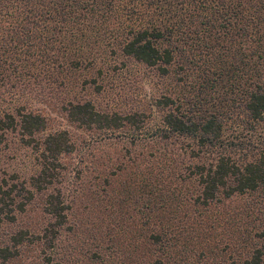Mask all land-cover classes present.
I'll list each match as a JSON object with an SVG mask.
<instances>
[{
    "label": "trees",
    "instance_id": "16d2710c",
    "mask_svg": "<svg viewBox=\"0 0 264 264\" xmlns=\"http://www.w3.org/2000/svg\"><path fill=\"white\" fill-rule=\"evenodd\" d=\"M107 48L162 78L177 75L176 83L182 77L175 64L199 72L200 92L226 110L198 112L191 98L183 103L174 94L155 100L160 123L145 140L146 152L128 168L119 163V185L115 178L102 182L106 196L119 197L93 206L105 225L104 239L96 237L94 221L86 224L92 243L79 252L66 249V237L77 241V201L93 192L88 187L76 193L72 180L80 173L69 161L78 150L84 159L93 146H84L87 139L128 136L135 147L145 113L123 115L97 110L91 101L70 102L61 111L66 122L88 133L79 141L66 129L47 131L40 114L2 112L0 144L15 134L37 153L39 170L28 181L0 183V264H117L113 248L122 251L123 264H166L176 226L194 227L199 244L220 226H254L242 231L241 253L230 264H264V152L237 158L235 144L223 138L233 103L246 125L264 123V0H0L2 87L35 79L38 68L93 63L95 52ZM173 141L187 148H175ZM37 197L40 221L19 222L31 217ZM235 203L239 207H231Z\"/></svg>",
    "mask_w": 264,
    "mask_h": 264
},
{
    "label": "rangeland",
    "instance_id": "374dc122",
    "mask_svg": "<svg viewBox=\"0 0 264 264\" xmlns=\"http://www.w3.org/2000/svg\"><path fill=\"white\" fill-rule=\"evenodd\" d=\"M94 59L93 63L83 64L79 68L61 70L54 68L47 69L45 72H42L43 68H38L33 72L35 79L21 80L14 86L15 89L11 88V84L15 82L0 86V114L2 112L14 114L17 109L40 114L46 120L47 131L66 129L79 141L87 139L88 133L66 122L61 111L62 106H67L70 102L91 101L97 110L123 115L135 111L145 113L144 121L147 123L135 147L130 145L128 136H121L120 140L87 139L88 143L82 141L84 146L86 147L90 142L93 146H87L88 150L85 152L84 159L78 150L69 161L72 163L71 170L73 168V172L80 173L78 180H72L76 193L81 188L83 192H86L88 187L93 192L91 198H85L83 202L77 201L78 209L72 217L73 223L75 222L81 230L77 241L76 238L71 241L70 236L66 237V249L72 248L78 252L80 246L86 250L92 243V237L86 234L89 223L95 222L93 227L96 237L98 240L104 239L100 233L104 231L105 225L100 219L95 218L98 214L93 211V206L107 205L111 201L110 197L115 199L119 197L117 192L112 196L110 194L106 196L102 182H105V179L110 181L115 178L114 186L119 185L123 179L122 175L115 171L119 163L128 168L130 162L140 161L141 154L146 152L145 146L150 142L145 140H150L149 133L155 131L160 123L159 111L152 107L155 100L163 95L174 94L183 103L191 98L192 103H197L195 111L198 112L206 113L214 110L215 107L226 110L225 107L220 108V105L214 103L206 93L200 92L201 87L198 86L202 80L196 79L199 72L195 74L192 70L183 72L182 68L175 64L174 71L176 74L180 73L182 77V81L176 83L174 78L177 75H174V78H162L155 69L147 68L119 53L111 54L108 48L106 51L104 49L96 51ZM39 73L42 74L38 75ZM230 106L232 115L224 123L223 138L227 144H235L236 147L232 149L235 157L254 158L257 154L264 152V123L246 125L241 118L237 103ZM146 132L149 135L145 138L143 134ZM172 143L175 148H187L185 142H178V145L175 141ZM127 152L132 155L130 156ZM81 160H83L82 164ZM38 170L37 153L32 148L22 145L15 134H8L7 140L0 144V183L2 180L11 183L15 180L13 178L28 181L29 177L36 174ZM111 172H114L116 176H110ZM73 175L71 173L70 178H73ZM39 200L37 197L33 202L35 207L29 212L31 217L25 215L19 222L30 220V224H35V221L36 223L40 221L42 215L38 212V208L41 207ZM231 207H239V203ZM235 223L241 225L239 216L236 217ZM176 227L170 241L171 253L166 259V264H230L232 259L236 258L239 252L241 253L242 231L254 226H232V228L220 226L216 230H209L207 240H200V244L197 239L198 231L194 227ZM104 242L110 245L106 240ZM239 242L240 245H237ZM137 249L135 253L140 261L142 259L140 243ZM113 252L117 264L126 263L121 250L110 249V253L113 254Z\"/></svg>",
    "mask_w": 264,
    "mask_h": 264
}]
</instances>
